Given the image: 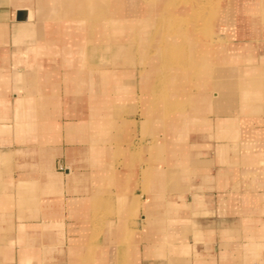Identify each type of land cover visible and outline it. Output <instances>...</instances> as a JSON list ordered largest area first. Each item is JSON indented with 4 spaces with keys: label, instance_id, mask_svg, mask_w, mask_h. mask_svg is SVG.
<instances>
[{
    "label": "crops",
    "instance_id": "1",
    "mask_svg": "<svg viewBox=\"0 0 264 264\" xmlns=\"http://www.w3.org/2000/svg\"><path fill=\"white\" fill-rule=\"evenodd\" d=\"M12 1L0 7V264H264V128L247 115L264 110V90L244 102L234 83L203 82L170 100L191 111L164 126L146 85L95 92L86 71L107 65L40 57L64 50L32 44L39 32L68 40L54 26L92 20L85 0ZM45 17L68 18L47 30ZM226 18L238 39L241 17Z\"/></svg>",
    "mask_w": 264,
    "mask_h": 264
},
{
    "label": "bare ground",
    "instance_id": "2",
    "mask_svg": "<svg viewBox=\"0 0 264 264\" xmlns=\"http://www.w3.org/2000/svg\"><path fill=\"white\" fill-rule=\"evenodd\" d=\"M93 1L82 2L80 11L86 17H93L90 18L92 20L88 19L82 26L80 23H68L54 26L53 29L55 35L68 36V40L54 38L57 52L62 53L59 49L64 50L61 60L65 64L75 62L87 68L95 65V57L107 56V63L104 64L107 70L101 74L86 71L84 77L87 82H91L92 91L96 92L95 83L102 82L107 86L112 83L113 63L134 67L141 65L139 73L147 86L146 97L150 98V102H147L148 115H163L164 118L168 114L165 126L170 125L175 116L187 115L186 111H191V108H178L166 102L175 95L186 96L188 92L191 95L203 82L219 80L217 86L220 88L234 83L232 90L242 88L245 91L244 96H241L244 102L257 98L264 90V39L259 38V34L264 33V0H223L225 7H229L224 11L225 16L233 14L241 17L237 20L242 26L241 33L236 40L221 36L233 25L226 23V17L215 21L218 23L216 31L215 24L212 30L208 28L205 20L200 19V9H193L200 0L174 1L175 6L181 5L177 12L165 8L170 6L172 0ZM220 2L222 0H205L202 6L204 10L207 7L206 12L211 15L208 7ZM257 4H263L262 9ZM104 5L109 6L110 10L101 8ZM102 14L112 16L101 17ZM251 28L252 35L248 33ZM255 42L260 44L258 49L261 52L254 53L255 47L252 46H256ZM224 63L244 65L236 66V70L234 67L222 68ZM107 86L101 90L102 95L110 92ZM221 95H225V91L217 93V96Z\"/></svg>",
    "mask_w": 264,
    "mask_h": 264
},
{
    "label": "rangeland",
    "instance_id": "3",
    "mask_svg": "<svg viewBox=\"0 0 264 264\" xmlns=\"http://www.w3.org/2000/svg\"><path fill=\"white\" fill-rule=\"evenodd\" d=\"M174 1H176V0H172V3H169V5L170 6H166L165 8L166 9H168V10H170V11H172V12H177V10H179V8H181V5L179 4V5H177V6H175L174 5ZM182 0H179V2H181ZM225 1H228V0H225ZM185 2V1H184ZM223 0H222V2H220L219 4H215V5H213V6H210V8L208 7V9L209 10H211V15H209V14H207V7L205 8V10H204V5L202 6V4H204L205 3V0H200L198 3H196V4H198V6H196L195 7V5L193 6V9H194V11H196V9H200V12L202 13L201 15H200V19L203 21V20H205V22L204 23H206L207 25H209V29H211V27L215 24V26H214V31H216V29H217V25H218V23H216L215 21H218V20H221V19H223L224 17H226L225 16V14H224V11H227L226 9H228L229 7H225V5L223 4ZM264 2V1H263ZM192 3V2H191ZM237 3V2H236ZM235 3V4H236ZM175 4H177V3H175ZM193 4V3H192ZM15 5H17L16 3L14 4L13 3V1L12 0H0V7H1V9H7V12H8V14L10 13L9 12V10H11V11H13V9L16 7ZM27 5L28 6H30L33 10H36L37 9V3H36V0H32V1H30V2H28L27 3ZM45 5V4H44ZM212 5V4H211ZM50 6H52V4L50 3ZM202 6V7H201ZM53 8V7H52ZM207 11V12H206ZM206 15H208V16H206ZM228 16V15H227ZM62 18H64V17H45L44 19H43V24L45 25V27L47 28V30H48V28L50 27V25H55V24H60V25H62L63 23H61V22H54L56 19H62ZM68 17H66V18H64V19H67ZM54 19V20H53ZM212 20V21H211ZM207 21V22H206ZM211 21V22H210ZM210 22V23H209ZM202 23V22H201ZM235 27H236V25H235ZM234 27V28H235ZM212 30V29H211ZM35 34V37L37 36V32H34ZM46 32H43V33H40L39 32V36H40V39L38 38V39H36V38H33V40H34V42H32V44H34V45H38L39 47H42V45L44 44L46 47H43L45 50L46 49H48V50H50V48L52 49L53 48V46H57V45H54V44H56L53 40H51L50 38H49V40L50 41H45L46 39H45V37H46V34H45ZM49 34H50V32H48V36H49ZM229 34L232 36V35H236L237 34V32L235 31V30H233V31H229ZM223 36H224V34H223ZM231 39H233V38H231ZM29 40V39H28ZM253 40V39H252ZM255 40V39H254ZM227 41V40H226ZM256 41V40H255ZM25 43V42H24ZM29 43H31V42H29ZM255 45L256 46H252L253 48L255 47V49H254V53L256 52V53H258V52H261L262 50H260V49H258L259 48V46H260V44L259 43H257V42H255ZM259 45V46H258ZM257 47V48H256ZM56 48H58V47H56ZM54 49V48H53ZM59 50H62V49H59ZM252 50V49H251ZM260 50V51H259ZM253 51V50H252ZM251 51V52H252ZM249 54H251V53H249ZM252 54H253V52H252ZM260 54V53H259ZM62 55L63 54H60V55H58V56H55V54H52V53H50V54H41L40 55V57H49V58H59L60 60H61V58H63L62 57ZM248 56V55H247ZM251 56V55H250ZM107 58V56H104V57H101V56H97V57H95L94 58V62H95V64L97 63V64H105V63H107L106 62V59ZM54 63V62H53ZM55 66H54V68L56 69L55 70V72L57 73V75H58V82H60V81H64V80H66V73H67V68L65 67V65H63V63L62 62H57V63H55L54 64ZM99 66H102V67H104V66H106V65H99ZM140 66L141 65H136L135 67L134 66H132V65H124V64H121V65H118V66H115L114 67V72H113V74L115 75V77L116 78H114L113 79V81H112V83L113 84H115L116 85V83H118L119 84V86H120V88L122 89L123 88V90H130V88L132 89L133 87H134V89L137 91V93H142V94H145L146 93V89H145V87H144V81H142V77H141V75H140V73H139V70H140ZM136 68V69H135ZM134 70V71H133ZM65 75V76H64ZM136 76V77H135ZM120 78V79H119ZM56 81L54 80V83H55ZM57 82V83H58ZM60 84H62V82H60ZM133 86V87H132ZM203 91H206L207 93L209 92V93H212L211 92V89L209 88V87H206L205 88V90L203 89ZM171 94H173V91L171 92ZM161 103H163V102H161ZM160 102H159V104H161ZM171 103V101L170 100H168L167 102H166V104L167 105H169ZM209 104V103H208ZM210 104H212V103H210ZM154 107V106H153ZM210 114H212L211 112H209V110L208 111H203V113H201L200 114V117L202 116V117H207L208 115H210ZM168 115V114H167ZM164 116V121H167V118H168V116ZM247 115H255V117L257 118V119H255L254 121V125H255V127H257L258 129L260 128H264V110L263 111H260V112H253V113H250V114H247ZM166 125V124H165ZM174 125V119H173V122L172 123H170V125H166L167 127H172ZM248 128V127H247ZM256 128V129H257ZM244 129L245 128H242V131H244ZM249 129H251V128H249ZM167 137H169V136H167ZM241 137V136H240ZM242 138H243V135H242ZM255 141L256 142H264V140L261 138L260 140H258L259 139V137H255ZM238 142H240V141H238ZM243 142V141H242ZM262 157H263V159H264V150L262 151Z\"/></svg>",
    "mask_w": 264,
    "mask_h": 264
},
{
    "label": "water",
    "instance_id": "4",
    "mask_svg": "<svg viewBox=\"0 0 264 264\" xmlns=\"http://www.w3.org/2000/svg\"><path fill=\"white\" fill-rule=\"evenodd\" d=\"M25 16H26V15H25L24 12H18V13H17V18H16V19H17L18 21H21V20H24V19H25Z\"/></svg>",
    "mask_w": 264,
    "mask_h": 264
}]
</instances>
